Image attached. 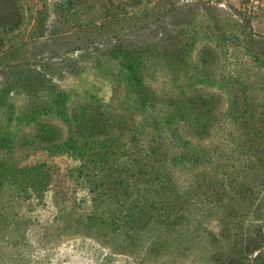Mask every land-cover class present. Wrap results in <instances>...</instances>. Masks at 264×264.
<instances>
[{"label":"rangeland","instance_id":"374dc122","mask_svg":"<svg viewBox=\"0 0 264 264\" xmlns=\"http://www.w3.org/2000/svg\"><path fill=\"white\" fill-rule=\"evenodd\" d=\"M11 3L21 10L20 31L5 39L0 53V92L18 77L49 80L67 96L72 135L109 139L112 156L157 149L146 175L113 174L128 181V193L143 194L158 170L170 174L180 193L190 191L174 230L150 229L131 239L119 231L102 236L82 229L74 198L88 191L76 183L83 162L55 156L36 137L39 123L55 126L62 139L69 127L43 112L50 103L45 91L0 94V165L50 166L44 168L50 186L42 194L26 185L24 175L0 178V264H214L212 258L236 243L247 264H264V0H249L245 9L242 0ZM186 38L192 47L179 60L172 50ZM116 45L144 53L145 105L109 54ZM196 96L213 98L212 113L203 111L198 123L189 113L185 119L172 114L170 101ZM61 181L71 194L65 199L54 193ZM106 188V196L123 193L110 181ZM249 235L256 242L250 255L244 250Z\"/></svg>","mask_w":264,"mask_h":264},{"label":"trees","instance_id":"16d2710c","mask_svg":"<svg viewBox=\"0 0 264 264\" xmlns=\"http://www.w3.org/2000/svg\"><path fill=\"white\" fill-rule=\"evenodd\" d=\"M18 1L22 5L24 0ZM248 1L242 0V9H245V4ZM9 4L10 0H0V7L2 8H5ZM67 6L68 8L71 6L70 1L67 2ZM9 7L0 11V53L3 51L5 39L12 40L14 37H18L19 34L15 35V32L20 31L17 17L21 10L17 9L14 3H11ZM9 11H11V14H16L17 16L13 17ZM192 43V38H190V41H188V38L180 40L181 47L174 48L172 50L173 54L177 59L182 60L190 51ZM109 54L113 59L118 61L124 70L126 83L138 95V102L141 105H145L150 93L143 83V76L141 74V69L144 66V53L134 46L116 45L111 48ZM38 75H42V73ZM32 77L36 81H39V83L34 81L37 83L35 84L33 79L30 82V79L27 77H18L9 82L7 88L4 86V90L0 92L1 98L5 97L10 91L26 92L28 96H35L38 92L45 91L50 99V103L49 105H42L48 106L43 112L55 114L69 127V136L66 139H62L61 131L55 126L39 123L36 137L40 142L49 144L48 148L52 149L51 153L55 154V156L67 155L75 161L83 162V165L77 169L76 183L80 186L86 185L88 191L84 198H74V203H77L79 209L76 221L80 227L92 233H102V236H106L107 232L115 233L119 231L131 239H134L139 233L150 229L158 232L161 230H174L183 219L182 213H177V211L183 209L188 200L187 196L190 190L180 193L173 185L170 174L166 171L158 170L155 173V184L150 186L148 190H142L143 194L134 195L132 191L129 193L127 191L130 189L128 181L123 182L121 176H113L115 172L128 176L135 173L146 175L147 162L152 156L157 154V149H152V147L145 150L134 148L122 151L120 156H112L113 152L110 150L111 144H109V139L95 141L92 139V136L84 137L80 131L74 132L76 136L72 135V122L75 118L68 114L66 94L58 90L59 88L52 85L51 82L49 83V80L47 82L45 79L40 78V76ZM41 77L44 76L42 75ZM170 105L174 109L173 115L185 119L189 113L194 116L195 121L198 123L205 114L203 111L206 110V113H212L215 102L213 98L196 96L190 97L187 100H172L170 101ZM36 109L29 116L32 123L37 122ZM187 110L189 111L187 112ZM242 112L248 113L246 109H243ZM99 115L101 118H104L102 113ZM168 120H170L169 117ZM201 127L206 126L204 124ZM111 158L115 159L111 160ZM195 160L198 161L197 159ZM105 166H107V170L112 172L111 174L105 170ZM44 168H50V166L48 164L47 166L46 164H41L33 166L30 169L21 168L12 170L7 169L4 165H0V178L14 177L18 174L24 175L26 185L30 184V188L33 191L36 190L37 193L42 194L50 186L49 171L45 172ZM153 170L154 167H151V171ZM54 173L55 171L52 174ZM26 175L33 176L32 179L30 177L31 182L25 179ZM63 175L68 176V173ZM72 177L70 174V178ZM103 179H105V182L102 181ZM108 181L112 182L115 187H122L124 195H122L123 193L120 195L114 192L106 196V182ZM92 182L93 185L91 186ZM53 186L56 195L62 196L61 199L68 198L69 192L68 190H64L62 181L57 182ZM63 204L64 201L59 202L58 207L62 208ZM173 210H175V213H171ZM246 241L244 250L250 255L254 251L253 245L256 242L250 235ZM238 245L237 243L231 245L226 254L216 255V257L212 258V262L214 264H247L246 256L241 252ZM240 245L244 246L242 242H240ZM159 249L156 250L160 251Z\"/></svg>","mask_w":264,"mask_h":264}]
</instances>
